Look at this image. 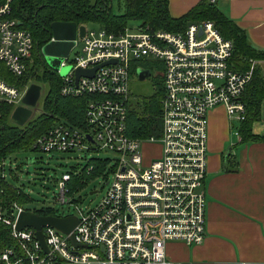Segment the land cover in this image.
Wrapping results in <instances>:
<instances>
[{
  "label": "built area",
  "instance_id": "built-area-1",
  "mask_svg": "<svg viewBox=\"0 0 264 264\" xmlns=\"http://www.w3.org/2000/svg\"><path fill=\"white\" fill-rule=\"evenodd\" d=\"M78 41L81 53L72 61L68 75L61 78L60 95L88 97L85 128L56 123L35 139L32 148L48 153L109 151L116 155V164L94 207L75 206L76 215L54 216L76 217L71 234L42 228L47 252L35 229L15 231L22 212L38 214L39 209L16 202L0 208V224L10 228L14 241L0 248V264H180L168 260L167 244L198 246L206 235L209 114L222 107L233 122L244 119L241 97L257 63L250 60L248 69H234L232 41L223 38L211 21L191 24L180 33L138 25L118 34L86 28L70 52ZM33 50L31 33L11 16L10 0H0V103L12 109L22 105L28 89L20 78ZM149 58L163 63L161 73L148 69L150 76H159L163 82L160 130L158 136L136 139L128 135L126 125L131 65ZM93 68L92 77L75 80L76 70ZM9 77L16 83L9 84ZM5 166L4 160L0 168ZM94 169L90 165L86 175ZM1 177L4 179L3 171ZM76 177L81 175L62 174L54 198L57 204L72 202L69 184Z\"/></svg>",
  "mask_w": 264,
  "mask_h": 264
},
{
  "label": "trees",
  "instance_id": "trees-1",
  "mask_svg": "<svg viewBox=\"0 0 264 264\" xmlns=\"http://www.w3.org/2000/svg\"><path fill=\"white\" fill-rule=\"evenodd\" d=\"M111 1L10 0L11 16L19 20L21 27L31 33L34 42L32 57L27 63L26 72L20 78L21 83L30 85L34 82L40 86L44 85L46 92L41 103V113L34 119L31 118L22 127L9 122L12 106L0 103V163L5 160L8 153L32 148L35 139L56 123L85 128L84 111L88 97H62L60 95L61 78L57 71L51 69L39 55L41 47L52 37L50 28L52 23H75L78 26L99 25L109 33L118 34L130 26L132 21H137L139 26L150 30L174 33L183 32L191 24L211 21L223 38L232 41L231 64L234 69L244 71L248 69L250 60L257 62L264 60V52L252 48L244 33L208 1L199 3L177 19L169 15L168 0H124V11L117 14H114L112 10ZM0 67L2 69L1 64ZM2 75H5L4 72ZM6 80L9 84L16 83L10 77ZM162 96L163 86L152 98L130 108L128 106L126 125L130 137L144 139L159 135ZM241 101L245 106V115L236 129L240 142L264 141V137L255 136L252 133V125L260 119V107L264 102V77L258 65L254 69L252 80L246 87ZM7 168L9 172L13 170L10 165ZM5 170L0 168V208L11 202L20 205L30 202V197L21 188H16L2 179L1 172L5 173ZM81 180H84L82 184L85 185L86 180L83 175L73 178L69 184L71 193L79 188ZM37 212L42 216H57L52 208H42ZM9 233L10 228L0 224V248L14 244Z\"/></svg>",
  "mask_w": 264,
  "mask_h": 264
},
{
  "label": "crops",
  "instance_id": "crops-1",
  "mask_svg": "<svg viewBox=\"0 0 264 264\" xmlns=\"http://www.w3.org/2000/svg\"><path fill=\"white\" fill-rule=\"evenodd\" d=\"M203 1L215 5L252 48L264 52V0H168L169 15L180 18ZM256 63L264 77V60ZM232 122L222 107L209 114L206 235L198 246L168 243L170 261L264 264V141L241 143L237 127L232 139ZM252 133L264 137V102Z\"/></svg>",
  "mask_w": 264,
  "mask_h": 264
},
{
  "label": "rangeland",
  "instance_id": "rangeland-1",
  "mask_svg": "<svg viewBox=\"0 0 264 264\" xmlns=\"http://www.w3.org/2000/svg\"><path fill=\"white\" fill-rule=\"evenodd\" d=\"M111 6L114 14L122 13L125 7L124 0H112ZM136 28L137 21L129 24ZM86 28H100L99 25H87ZM82 43L72 49L66 59L62 60V65L58 69L60 78L68 75L72 67V61L76 55L81 53ZM141 67L145 70L156 69L159 73L163 71V63L159 60L149 58L146 61L133 63L129 79L130 97L128 101L129 108L137 103L152 98L160 89H162V78L150 76L145 80L139 79L136 68ZM34 83V82H32ZM36 84V83H35ZM39 85V84H38ZM41 97L37 105L32 108V119L41 113V103L46 92V87L41 86ZM226 114V113H225ZM232 139H236L234 131L237 127L236 122H232ZM116 155L109 151H76V152H42L33 148L20 149L8 153L5 156V164L10 165L13 170L9 172L5 166L4 179L14 187H19L29 195L31 201L25 204L27 209L53 208L58 215L68 216L76 215L75 206L79 208L94 207L105 192V181L111 174V169L115 166ZM96 162V163H95ZM98 163V164H97ZM93 164L94 171L86 175V168ZM99 165V166H98ZM70 173L74 176L83 175L85 185L75 190L72 196V202L63 205L55 202V194L58 193L57 183L61 180L62 174ZM93 191L97 193L91 194ZM59 264H73L60 262Z\"/></svg>",
  "mask_w": 264,
  "mask_h": 264
},
{
  "label": "water",
  "instance_id": "water-1",
  "mask_svg": "<svg viewBox=\"0 0 264 264\" xmlns=\"http://www.w3.org/2000/svg\"><path fill=\"white\" fill-rule=\"evenodd\" d=\"M50 28L53 41H49L43 45L39 50V55L51 69L58 71L62 60L68 57L76 38L81 39L84 37L86 27L84 25L78 26L75 23L55 22L51 24ZM95 70L96 68L90 70L78 69L75 71V80L77 81L82 76L92 77ZM136 73L141 80L150 77L148 70L138 69ZM41 89V86L35 83L28 86L22 99V105L14 107L9 115V122L11 124L22 127L31 119L33 114L32 108L37 105L41 97ZM87 140L91 141L89 136H87ZM76 225L77 219L74 216L58 218L54 216H41L31 211H25L17 217L15 231H21L24 228L35 229L37 240L47 252L48 249L42 234L43 227L49 226L64 234H71ZM70 240L74 243L73 235H70Z\"/></svg>",
  "mask_w": 264,
  "mask_h": 264
},
{
  "label": "bare ground",
  "instance_id": "bare-ground-1",
  "mask_svg": "<svg viewBox=\"0 0 264 264\" xmlns=\"http://www.w3.org/2000/svg\"><path fill=\"white\" fill-rule=\"evenodd\" d=\"M139 26V25H138ZM163 86V85H162ZM70 190H71V188H70Z\"/></svg>",
  "mask_w": 264,
  "mask_h": 264
},
{
  "label": "flooded vegetation",
  "instance_id": "flooded-vegetation-1",
  "mask_svg": "<svg viewBox=\"0 0 264 264\" xmlns=\"http://www.w3.org/2000/svg\"><path fill=\"white\" fill-rule=\"evenodd\" d=\"M143 70H145V69H143Z\"/></svg>",
  "mask_w": 264,
  "mask_h": 264
}]
</instances>
